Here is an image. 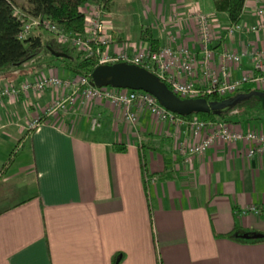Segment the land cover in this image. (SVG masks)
I'll return each mask as SVG.
<instances>
[{"label":"crops","instance_id":"obj_1","mask_svg":"<svg viewBox=\"0 0 264 264\" xmlns=\"http://www.w3.org/2000/svg\"><path fill=\"white\" fill-rule=\"evenodd\" d=\"M94 5L106 14L109 21L101 20L116 46L139 48L144 44L140 31L147 29L159 47L171 38L172 46L193 48V22L183 21L191 7L212 15L221 28L216 33L220 41L212 44L215 56L223 47L239 53L241 44L250 48L263 41L238 35L229 46L222 32L228 25L225 16L213 8L204 13L197 0H131L126 6L137 13L132 24L119 14L123 8L117 9V0H91L84 13ZM253 9L247 1L243 23H253ZM172 15L182 21L171 23ZM250 70L244 56L231 77ZM58 75L69 80L64 72ZM51 101L46 91L0 107L2 132L16 126L13 119L25 105L23 127L14 128L25 130L21 140L30 153L11 174V162L1 168L0 264H264V240L247 244L222 237L264 235V156L247 158L240 142H215L183 164L167 131H157L146 114L132 127L106 102L43 117L26 134L27 123ZM92 118L99 127L91 131ZM263 124L264 118L242 127L259 130ZM165 167L168 178L157 179L154 174ZM20 177H29L27 185L13 182Z\"/></svg>","mask_w":264,"mask_h":264},{"label":"built area","instance_id":"obj_2","mask_svg":"<svg viewBox=\"0 0 264 264\" xmlns=\"http://www.w3.org/2000/svg\"><path fill=\"white\" fill-rule=\"evenodd\" d=\"M249 1L254 9V23L231 24L222 29L229 46L235 43L238 35L261 36L262 44L256 47L240 46L239 53L232 48L223 47L215 56L212 43L217 42L220 30L215 18L202 14L197 8H189L183 21H192L194 47L172 46L168 44L150 50L145 44L139 48L133 45L116 46L106 34L102 23V7L94 5L84 13V34L66 36L61 30L39 18H27L21 26L18 38H24L30 29L45 31L61 45L75 48L92 58L98 65L124 63L134 65L154 75L168 90L179 99H194L201 96L226 98L236 93L242 86L250 85L256 89L264 88V0H245L243 9ZM14 14L19 16L18 11ZM171 23L182 20L172 15ZM248 57L251 70L232 78V70L240 64L242 57ZM52 94L51 103L42 113L43 117H54L73 106H88L95 102H106L121 112L123 121L135 126L140 115L146 114L150 125L173 141L174 149L186 164L193 156L202 155L215 142L246 145V156H264V124L261 129H243L239 125L223 121H203L196 116L180 117L162 107L148 94L137 91L95 88L86 78L60 79L55 71H47L33 79L17 85L4 83L0 86V107L3 103L12 104L20 96H37L43 92ZM39 115L27 123L28 129L40 124ZM90 130L99 127L97 118L89 121ZM254 213L252 208L250 209Z\"/></svg>","mask_w":264,"mask_h":264},{"label":"trees","instance_id":"obj_3","mask_svg":"<svg viewBox=\"0 0 264 264\" xmlns=\"http://www.w3.org/2000/svg\"><path fill=\"white\" fill-rule=\"evenodd\" d=\"M22 1L24 5H20V7H18L13 0H0V76H4L11 69L18 68L27 62L35 60L40 54H45L50 56L51 60L44 65L33 66L31 72L32 75L29 80L39 74H46L47 71H55L58 77L59 71H61L64 72L69 79L82 77L89 80V74L93 68L96 67V62L82 51L57 43L54 38L50 37L49 34H47L48 36L46 38H41V36H39L40 34L30 35V31L32 29H30L24 38H18V34L20 33L21 26L27 18H39L55 26L66 36L83 35L84 14L82 12V8L91 0ZM244 1L245 0H210V3L215 14L225 16L228 23L226 27H228L229 25L240 21ZM16 10L18 11L19 16L14 14V11ZM254 21L255 20H253V23ZM139 39L151 51L156 50L159 47L157 45V41L152 38L150 31L147 29L140 31ZM53 53L60 54L62 56L55 58L52 56ZM4 83L17 85L6 80L2 82L1 80L0 86ZM256 92L264 95V88L259 90L253 86L244 85L236 93L226 98H230L237 94L249 95ZM19 98L23 97L20 96ZM199 98L205 100L206 102H220L226 99L217 98L215 96H201ZM260 112L262 113L261 118H258L257 116L255 118H246L249 113ZM191 116H196L203 121L218 120L242 127L246 121H254L264 118V112L262 111L259 98L253 97L250 100L234 106L226 114H222L218 117L207 113L193 114L186 116V118ZM39 119L40 122L43 121L41 115H39ZM242 128L245 129L244 126ZM30 131L31 130H28L26 134ZM117 149L120 152L124 150L122 146H118ZM9 162H11V159L8 160V163ZM2 172L3 170L0 169V176L2 175ZM154 175L157 179L164 180L168 178V171L165 167L162 172ZM243 235L248 236V238H242L241 236ZM255 235L262 237L257 239L251 238ZM222 237L234 242L247 244L264 240V235L258 233H243L241 235L231 233Z\"/></svg>","mask_w":264,"mask_h":264},{"label":"water","instance_id":"obj_4","mask_svg":"<svg viewBox=\"0 0 264 264\" xmlns=\"http://www.w3.org/2000/svg\"><path fill=\"white\" fill-rule=\"evenodd\" d=\"M52 56L58 58L62 55L53 53ZM89 81L95 88H111L146 93L160 107L180 117L207 113L218 117L226 114L234 106L253 97L259 98L262 111L264 112V95L261 93L237 94L220 102H206L200 98L179 99L151 73L137 66L124 63L96 66L89 74ZM241 237L248 238L246 235ZM260 237L262 236L255 235L251 238L257 239Z\"/></svg>","mask_w":264,"mask_h":264},{"label":"rangeland","instance_id":"obj_5","mask_svg":"<svg viewBox=\"0 0 264 264\" xmlns=\"http://www.w3.org/2000/svg\"><path fill=\"white\" fill-rule=\"evenodd\" d=\"M98 1L101 2L102 0H98ZM130 1L131 0H117V3H118L117 9H121V7L123 8V12L119 11L120 12L119 14L122 13V16H123V18L127 24L134 23V20L137 16L136 12H134V13L131 12L126 6L129 4ZM197 2H198V6L201 7V9L204 13H208V14L212 13V9H211L212 7H211L210 0H197ZM17 6L20 7V5H18V4H17ZM124 7H125V9H124ZM210 16H212V15H210ZM102 17H103V23L106 21H109V20L105 19L106 14L105 15L102 14ZM211 18H213V17H211ZM38 32H39V34H40L39 36H41V38L47 37V33L45 31H39V30H35V29H32L30 31V35L38 34ZM50 60H51L50 56L45 55V54H40L35 60L27 62L18 68L11 69L7 73L8 76L7 77L5 76L4 79L6 81L11 82V83L14 82L16 79L17 80L19 79L21 81L26 82L29 80V78L32 75L31 72H32L33 66L44 65V64L48 63ZM14 72L17 74V76H9L10 74H12ZM18 74H19V76H18ZM44 93L45 92H43L41 94H44ZM75 106H77V105H75ZM27 112L28 111L25 108V105L23 104L18 110V113H17L18 115L16 117H14L12 126L16 125L14 127H21L22 128L23 123H24V119H25V117H27ZM261 114H262L261 112L260 113H249V114H247L246 118H255L256 116L258 118H261V116H262ZM246 122H248V121H246ZM14 127H10L7 130L0 132V169L2 168V166L4 164H8V160L11 159L12 164L9 162L11 164V167H10L11 169H10L9 174H11L13 172V170H15V168L18 164L23 163V161L27 160L28 157L30 156L28 143L21 140L25 134V130H23V131L19 130L21 132H18V130ZM16 180H18L20 182L23 181V182H25V185H27L26 183L28 182L29 177L16 178L13 180V182H15ZM9 186L12 187L11 185H8L5 187V189L9 190ZM23 196H24V192L21 193L18 197H23Z\"/></svg>","mask_w":264,"mask_h":264}]
</instances>
